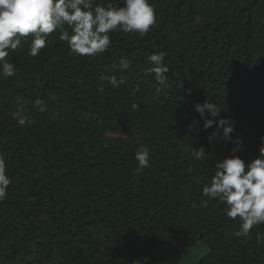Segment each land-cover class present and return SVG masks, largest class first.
Returning <instances> with one entry per match:
<instances>
[{
  "label": "trees",
  "instance_id": "obj_1",
  "mask_svg": "<svg viewBox=\"0 0 264 264\" xmlns=\"http://www.w3.org/2000/svg\"><path fill=\"white\" fill-rule=\"evenodd\" d=\"M150 2L157 19L146 35L110 33L94 57L70 54L59 29L36 57L29 38L10 51L17 73L0 78V158L11 178L0 201V264H264V224L237 238L239 218L201 195L235 145L210 144L216 126L205 130L194 110L215 103L236 121L237 154L258 155L264 0ZM161 52L163 84L147 59ZM122 59L130 67L121 70ZM141 146L151 167L138 173ZM200 147L204 161L191 155ZM198 244L207 251L186 262Z\"/></svg>",
  "mask_w": 264,
  "mask_h": 264
},
{
  "label": "clouds",
  "instance_id": "obj_2",
  "mask_svg": "<svg viewBox=\"0 0 264 264\" xmlns=\"http://www.w3.org/2000/svg\"><path fill=\"white\" fill-rule=\"evenodd\" d=\"M156 19V10L150 0H123V6L97 4L95 0H0V78L16 75L17 67L7 57L10 51L14 52L21 46L22 38L31 40L27 54L36 57L47 46L49 35L59 29V39L66 42L70 54L94 57L108 50L112 43L110 33L121 31L144 36ZM164 58L163 52L153 53L147 58L153 65L149 71L161 84L165 83L164 74L168 71ZM119 67L127 69L130 63L122 59ZM111 83L119 87L115 78ZM35 104L40 106V111L45 110L41 99L38 98ZM194 110L204 120L205 130L216 126L208 136L210 144L223 141L235 145L230 155L215 164L211 183L202 187L201 195L223 201L227 217L232 220L239 218L240 221L232 235L248 237L254 226L264 224V135L260 137L258 155L245 160L237 154L244 149L243 139L232 136L236 121L222 118V111L208 99L196 103ZM193 124L197 125V122ZM191 155L196 161H204L205 148L195 149ZM135 159L138 161V173L151 167L148 147L138 148ZM6 168L5 160L0 158V201L7 197L11 183ZM201 203L206 207L208 199H202Z\"/></svg>",
  "mask_w": 264,
  "mask_h": 264
},
{
  "label": "rangeland",
  "instance_id": "obj_3",
  "mask_svg": "<svg viewBox=\"0 0 264 264\" xmlns=\"http://www.w3.org/2000/svg\"><path fill=\"white\" fill-rule=\"evenodd\" d=\"M108 135L110 137H126L125 135H121L119 133L115 132H109ZM207 251V246L203 244H198L196 247L192 248L191 250L189 249L188 253L186 254L184 260L186 262H191L196 259H198L201 255H203Z\"/></svg>",
  "mask_w": 264,
  "mask_h": 264
}]
</instances>
